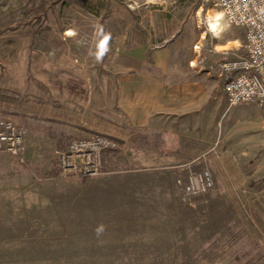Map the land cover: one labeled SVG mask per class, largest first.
<instances>
[{"label": "rangeland", "instance_id": "1", "mask_svg": "<svg viewBox=\"0 0 264 264\" xmlns=\"http://www.w3.org/2000/svg\"><path fill=\"white\" fill-rule=\"evenodd\" d=\"M34 5L47 11L24 18ZM245 39L199 0H0V117L27 131L25 162L0 155V264H264V112L230 106L217 75ZM161 51L167 77L205 89L184 113L199 115L201 147L182 155L192 168L178 181L208 170L213 189L184 201L153 172L156 185L139 196L123 186L120 198L106 156L98 176L63 172L72 141L106 133L126 145L166 116L125 90L145 76L126 68L143 72Z\"/></svg>", "mask_w": 264, "mask_h": 264}, {"label": "crops", "instance_id": "2", "mask_svg": "<svg viewBox=\"0 0 264 264\" xmlns=\"http://www.w3.org/2000/svg\"><path fill=\"white\" fill-rule=\"evenodd\" d=\"M167 56H170V52H159L152 64L147 63L143 67V72L138 71L136 66L130 65L126 68L130 73L145 75L144 77L130 78L132 85L130 84L131 86L125 89L129 92L130 104L136 107L151 106L166 116L157 119V121L153 120L152 122L155 124L149 125L148 129L141 130L143 134L135 130L134 136L128 144L119 142L122 151H111L106 154V163L108 169H111L109 173L121 176L118 178V183L114 182L118 185V189L115 191L118 192L120 198L123 186L136 187L134 191L138 195L145 191L146 186L156 185L147 180V177L152 176L153 172H158L161 178H167L156 186L160 185L166 189L178 187V179L186 178L192 168V162L185 160L182 155L200 153L199 138L201 133L197 118L195 125V116L199 115L191 116L184 115V113L190 108L199 107L202 104V90L205 89L202 88L199 77L191 79L187 84L167 77L170 71L174 70L168 65L169 62L165 63L162 60ZM158 120L160 124H158ZM147 121L149 120H145V122ZM134 123L139 122L134 121ZM150 137L158 138L160 142L151 143L148 140ZM140 138H144V140H140ZM188 139L193 141L197 139L195 140L196 152L195 148L187 149Z\"/></svg>", "mask_w": 264, "mask_h": 264}, {"label": "built area", "instance_id": "3", "mask_svg": "<svg viewBox=\"0 0 264 264\" xmlns=\"http://www.w3.org/2000/svg\"><path fill=\"white\" fill-rule=\"evenodd\" d=\"M220 9L224 20L246 32L245 54L221 62L217 75L230 106L254 103L264 112V0H199ZM213 31V30H212ZM27 131L13 120L0 117V155L26 160ZM119 148L116 137L100 133L72 141L58 153L59 168L66 174L82 177L104 172L105 156ZM184 201L204 194L215 185L210 171L191 173L186 182L179 180Z\"/></svg>", "mask_w": 264, "mask_h": 264}, {"label": "trees", "instance_id": "4", "mask_svg": "<svg viewBox=\"0 0 264 264\" xmlns=\"http://www.w3.org/2000/svg\"><path fill=\"white\" fill-rule=\"evenodd\" d=\"M47 11V8H44L41 10L40 7L34 5L30 7L27 11L23 12L24 18H37L39 15L43 12L45 13Z\"/></svg>", "mask_w": 264, "mask_h": 264}, {"label": "bare ground", "instance_id": "5", "mask_svg": "<svg viewBox=\"0 0 264 264\" xmlns=\"http://www.w3.org/2000/svg\"><path fill=\"white\" fill-rule=\"evenodd\" d=\"M217 20H216V17L214 16H211L210 17V21H209V29L211 28V33H212V30L216 32V36L218 38L219 34H221L223 31V27L221 28V25L219 26V23L217 24ZM68 33H71V32H67Z\"/></svg>", "mask_w": 264, "mask_h": 264}]
</instances>
